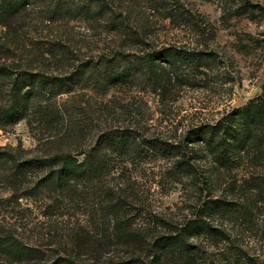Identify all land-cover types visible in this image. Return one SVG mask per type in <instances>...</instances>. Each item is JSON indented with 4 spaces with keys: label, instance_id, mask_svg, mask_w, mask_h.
Wrapping results in <instances>:
<instances>
[{
    "label": "rangeland",
    "instance_id": "rangeland-1",
    "mask_svg": "<svg viewBox=\"0 0 264 264\" xmlns=\"http://www.w3.org/2000/svg\"><path fill=\"white\" fill-rule=\"evenodd\" d=\"M104 3V12L88 20L48 21L45 6L30 7L13 23L25 48L8 53L6 61L13 66L20 64L29 57L25 50L30 45L39 47L36 53H41L47 48L46 42L60 40L69 46L65 64L70 68L101 56L112 57L120 49L132 56L171 47L200 52L197 69L193 65L168 67L171 81L164 93L143 78L107 89L87 82L69 93L53 91L37 106L47 110L46 118L37 111L0 128V148L18 152L24 159L46 153H76L89 148L99 133L110 128L131 129L141 138L181 141L188 165H175L177 157L147 156L112 173L102 189L115 198L120 194L132 227L144 231L151 230L156 219L181 222L207 198L254 202L253 226L244 233L239 234L238 229L230 232L249 241L248 252L254 264H264V195L252 188L254 179L264 178V141L228 166L215 162L196 143L184 145L189 129L213 124L264 94V0ZM4 30L8 32L0 28ZM137 39L144 45H133ZM44 57L39 63L35 61V70L55 74L65 71L62 66L60 71L54 69L57 61L52 55ZM128 64L119 63V70ZM5 83L1 81L2 87ZM97 191L94 185H85L79 194L60 193L48 213L40 201L20 198L16 211L23 212L24 217L13 214L11 221L16 218L18 231L27 242L43 250L72 247L68 234L74 232L82 234L83 248L97 246L93 238H101L102 232L112 227L108 212L102 209L106 198L100 202L103 193L99 191V197ZM8 209L0 202V214L11 216Z\"/></svg>",
    "mask_w": 264,
    "mask_h": 264
},
{
    "label": "trees",
    "instance_id": "trees-1",
    "mask_svg": "<svg viewBox=\"0 0 264 264\" xmlns=\"http://www.w3.org/2000/svg\"><path fill=\"white\" fill-rule=\"evenodd\" d=\"M104 4V0L79 3L0 0V28L8 30L0 31V55L3 57L0 62V128L27 119L37 111L46 118L47 110L37 109V106L53 91L55 94L69 93L87 82L107 89L143 78L164 93L171 81L168 67L193 65L197 69L200 52L189 53L171 47L131 53L132 56L120 49L112 57L101 56L97 61L79 62L70 68L65 64L69 46L60 40L46 42L47 48L41 53H36L39 47L30 45L25 50L29 57L20 64L13 66L6 61L8 53L25 48L13 23L30 7L45 6L48 21L88 20L101 15ZM133 45L141 46L144 42L137 39ZM48 54L57 61L54 69L59 70L62 66L65 71L55 74L33 68L35 61L39 63ZM121 62L130 64L119 70ZM4 80L5 87H2ZM184 141V145L198 144L221 166L233 164L247 149L264 141V94L233 109L213 124L189 129ZM182 146L181 141L141 138L131 129L110 128L99 133L89 148L79 149L76 153H46L24 159L18 152L0 148V193H5L4 197L0 196V202L12 213L11 216L0 214V264H254V258L248 252L249 241L230 232L238 229L239 234L244 233L253 226L254 202L207 198L192 216L181 222L156 219L155 226L144 231L132 227L120 194L115 198L110 191L102 189V183L112 173L127 164L135 165L147 156L177 157L175 165H188ZM253 181L252 188H258L264 195V178ZM85 185L102 190L103 198L99 200L102 202L106 198L102 209L108 212L112 225L111 231H103L101 238H93L97 240V246L83 248L82 234L74 232L68 234L72 247L43 250L27 242L18 231L16 218L15 222L11 221L13 214L19 216L16 206L20 198L40 201L48 208L45 212L48 213L60 193L79 194ZM20 217H24L23 212Z\"/></svg>",
    "mask_w": 264,
    "mask_h": 264
}]
</instances>
